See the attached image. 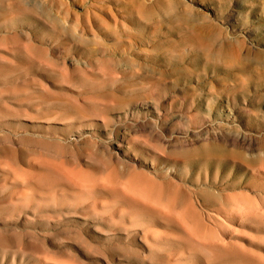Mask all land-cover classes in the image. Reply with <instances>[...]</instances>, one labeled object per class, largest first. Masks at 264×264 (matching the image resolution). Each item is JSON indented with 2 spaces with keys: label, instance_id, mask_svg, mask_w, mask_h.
Wrapping results in <instances>:
<instances>
[{
  "label": "rangeland",
  "instance_id": "1",
  "mask_svg": "<svg viewBox=\"0 0 264 264\" xmlns=\"http://www.w3.org/2000/svg\"><path fill=\"white\" fill-rule=\"evenodd\" d=\"M32 1L0 0V264H264V0Z\"/></svg>",
  "mask_w": 264,
  "mask_h": 264
},
{
  "label": "bare ground",
  "instance_id": "2",
  "mask_svg": "<svg viewBox=\"0 0 264 264\" xmlns=\"http://www.w3.org/2000/svg\"><path fill=\"white\" fill-rule=\"evenodd\" d=\"M23 1H24V0H23ZM31 1H32V0H31ZM34 1H35V0H34ZM9 2H11V1H9ZM16 2H17V1H16ZM32 2H33V1H32ZM14 3H15V2H14ZM25 3H26V2H25ZM27 3H28V1H27ZM27 3H26V5H28ZM31 4H32V3H31ZM36 5H37V4H36ZM17 6H18V5H17ZM28 7H30V6H28ZM31 8H32V7H31ZM28 9H29V8H28ZM37 13H38V12H37ZM21 15H22V14H21ZM23 25H24V24H23ZM16 49H17V48H16ZM19 49H20V48H19Z\"/></svg>",
  "mask_w": 264,
  "mask_h": 264
}]
</instances>
